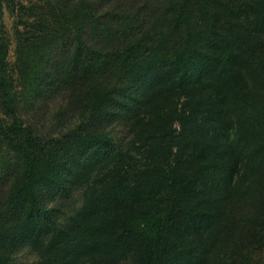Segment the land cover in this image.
I'll return each instance as SVG.
<instances>
[{"label":"trees","instance_id":"obj_1","mask_svg":"<svg viewBox=\"0 0 264 264\" xmlns=\"http://www.w3.org/2000/svg\"><path fill=\"white\" fill-rule=\"evenodd\" d=\"M69 186L61 227L40 190ZM25 240L40 264H264V0H0V264Z\"/></svg>","mask_w":264,"mask_h":264},{"label":"rangeland","instance_id":"obj_2","mask_svg":"<svg viewBox=\"0 0 264 264\" xmlns=\"http://www.w3.org/2000/svg\"><path fill=\"white\" fill-rule=\"evenodd\" d=\"M7 17L8 14L6 13ZM10 57H13V50H10ZM109 131L112 135L113 140L124 145L129 138L128 124L126 121L117 120L115 123L111 124ZM42 188L40 190V195L45 204L49 203L53 206V216L58 217L57 224L61 227H67L70 218L76 210L80 207L82 203V190L78 187L69 186L66 192L57 191L54 193L53 190H45ZM65 190V189H59ZM11 262L14 264H40L39 251L31 247L28 240L20 243L10 254ZM115 264H131V258L127 257Z\"/></svg>","mask_w":264,"mask_h":264}]
</instances>
